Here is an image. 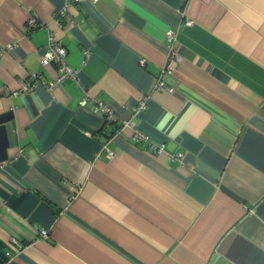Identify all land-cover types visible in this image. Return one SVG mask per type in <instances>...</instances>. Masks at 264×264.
Masks as SVG:
<instances>
[{"label":"crops","instance_id":"0c3cea01","mask_svg":"<svg viewBox=\"0 0 264 264\" xmlns=\"http://www.w3.org/2000/svg\"><path fill=\"white\" fill-rule=\"evenodd\" d=\"M0 264H264V0H0Z\"/></svg>","mask_w":264,"mask_h":264},{"label":"built area","instance_id":"2783aa9c","mask_svg":"<svg viewBox=\"0 0 264 264\" xmlns=\"http://www.w3.org/2000/svg\"><path fill=\"white\" fill-rule=\"evenodd\" d=\"M191 24V22L187 23V25ZM37 23H36V19L33 18L32 20H30L28 22V27H30V29L33 30V28L37 27ZM178 33L175 32L174 30H167L166 31V35H165V39H166V44L168 45L169 48V58L167 61V65L164 68L163 71V75L165 74H170L173 72L174 68L172 65H170V62L175 58V62H178L180 60L179 56H175L173 53V47H174V43L176 41ZM49 44L46 47V53L43 56L41 62L42 65L44 67H47L51 64H56L58 67V70L61 73L60 78L57 79V81L55 82H51L48 83L47 86L49 87V89H53L55 87V83L56 82H60V80H63L65 78H70V79H76L77 78V73L73 70L70 69L67 65H66V61H65V57H66V49H64L60 44L57 43L56 38H54L53 34H49ZM144 60H142L140 62L141 65H143ZM39 79V77L37 75H33L30 78V84H24L23 90L26 91H30L32 89L31 86H33L36 81ZM157 85H156V89L158 90H164L166 92L168 91H172V88L167 84H165L164 81H161L160 77L157 79ZM87 103V100H84L80 106L84 107L85 104ZM98 106L96 107L95 112H100L103 114V116L109 121V120H113V116L112 113L110 111V109H107L106 107H104L102 104L98 103ZM123 126L126 127L127 129H130L134 132V136H133V140H135L136 142L139 141H146L148 139V137L143 136V134H141L138 130L135 129V123L132 121H124ZM8 256H11L10 253L7 254Z\"/></svg>","mask_w":264,"mask_h":264}]
</instances>
